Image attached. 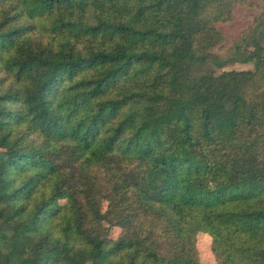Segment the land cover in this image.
Listing matches in <instances>:
<instances>
[{
    "label": "trees",
    "instance_id": "obj_1",
    "mask_svg": "<svg viewBox=\"0 0 264 264\" xmlns=\"http://www.w3.org/2000/svg\"><path fill=\"white\" fill-rule=\"evenodd\" d=\"M242 2L0 0V264H199V235L264 264L261 23L215 52Z\"/></svg>",
    "mask_w": 264,
    "mask_h": 264
},
{
    "label": "rangeland",
    "instance_id": "obj_2",
    "mask_svg": "<svg viewBox=\"0 0 264 264\" xmlns=\"http://www.w3.org/2000/svg\"><path fill=\"white\" fill-rule=\"evenodd\" d=\"M262 7H264V0H243L240 5H236V7L232 11L231 20L227 23L217 25L222 35L224 36L223 38L226 39L227 42L222 50L216 49L215 52L218 51V53L221 54L224 49L230 45L231 41H236L240 37L248 35L249 32H251L252 29L260 23L261 25L259 28H261L264 33V17L260 15ZM252 47H255V45H248L246 47V50H251ZM252 68V63H230L222 69H215L214 72L217 75L222 71H242L252 70ZM117 236L118 229H111L108 238L114 239ZM210 244L211 241L207 235H199L197 237L195 249L197 251L199 264H216L215 258L210 250Z\"/></svg>",
    "mask_w": 264,
    "mask_h": 264
}]
</instances>
